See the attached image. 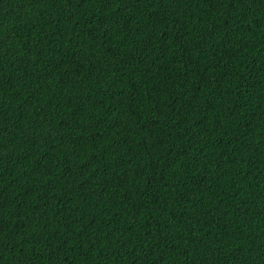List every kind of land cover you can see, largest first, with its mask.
Masks as SVG:
<instances>
[{
	"label": "trees",
	"instance_id": "16d2710c",
	"mask_svg": "<svg viewBox=\"0 0 264 264\" xmlns=\"http://www.w3.org/2000/svg\"><path fill=\"white\" fill-rule=\"evenodd\" d=\"M0 264H264V0H0Z\"/></svg>",
	"mask_w": 264,
	"mask_h": 264
}]
</instances>
